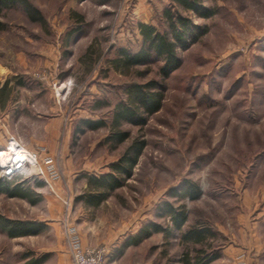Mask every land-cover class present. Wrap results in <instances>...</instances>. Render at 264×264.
Returning a JSON list of instances; mask_svg holds the SVG:
<instances>
[{"label": "rangeland", "instance_id": "obj_1", "mask_svg": "<svg viewBox=\"0 0 264 264\" xmlns=\"http://www.w3.org/2000/svg\"><path fill=\"white\" fill-rule=\"evenodd\" d=\"M28 1L45 25L19 6H0V152L14 156L17 145L38 163L11 179L1 165L0 180L30 190L36 202L3 194L0 218L60 220L66 246L70 222L84 246L108 249L107 264H182L188 246L164 213L169 203L185 208L187 227L216 233L208 242L220 252L214 264H264V0H202L209 17L174 0ZM168 8L207 29L179 52L181 66L166 80L160 61L130 74L115 69L122 50L142 47L139 24L168 30ZM149 81L164 86L161 109L139 118L143 124L116 126L127 86ZM87 120L106 126L91 130ZM112 131L129 138L108 143ZM139 142L145 147L132 175L115 173L122 186L89 206L84 198L96 191L89 177L112 174ZM187 182L200 187L198 199L181 196ZM150 224L164 231L131 244ZM44 228L18 239L0 229L5 263L39 258L33 250L53 241L54 231ZM230 248L240 255L230 256Z\"/></svg>", "mask_w": 264, "mask_h": 264}, {"label": "trees", "instance_id": "obj_2", "mask_svg": "<svg viewBox=\"0 0 264 264\" xmlns=\"http://www.w3.org/2000/svg\"><path fill=\"white\" fill-rule=\"evenodd\" d=\"M84 1V0H82ZM175 4L184 11L195 12L199 17H209L213 12L203 7L202 0H174ZM0 6L6 8L21 7L34 23L45 25L46 19L40 11L28 0H0ZM165 18L168 30L161 32L151 24H139L143 45L137 52L122 50L120 59L113 63L114 68L124 74H130L133 67H144L155 62H162L160 68L163 80L170 78L182 64L180 51H187L201 37L206 34L207 29L196 26L192 19L184 17L181 13L166 9ZM164 86L156 81H149L145 84L130 83L126 88L127 102H121L116 107L115 125L121 122L143 124L140 119L143 115H152L158 112L163 103ZM87 128L97 130L106 126V122L87 120L84 122ZM129 134L121 131H112L106 141L116 146L128 140ZM145 143L139 142L132 147L123 157L120 163L111 166L112 174H105L102 177L90 176L89 180L95 185V193H89L84 199L86 203L93 207H98L108 198L110 191L117 190L122 186L118 176H131L132 169L139 163L140 156L144 150ZM119 174L116 176V174ZM42 186V184H41ZM181 196L189 200H196L201 196V190L193 182H187ZM108 191V192H107ZM6 194L12 198L26 199L30 204L36 201L32 199L30 190L23 186L14 185L10 180H0V197ZM164 213L171 217L175 230L183 232L182 243L188 246V251L182 256V264H214L220 260V252L209 251L211 244L208 243L215 239L216 233L210 227L192 225L187 227L189 215L183 206L174 208L172 204H165ZM187 227V229H186ZM44 225L37 222L11 221L0 218L1 231L8 234L11 238L26 237L39 234ZM162 228L156 224H150L143 228L139 236L131 239V244L140 241L139 237H149L153 233L162 232ZM207 246V248H205ZM208 247L210 249H208ZM26 264H44L45 257H33Z\"/></svg>", "mask_w": 264, "mask_h": 264}, {"label": "built area", "instance_id": "obj_3", "mask_svg": "<svg viewBox=\"0 0 264 264\" xmlns=\"http://www.w3.org/2000/svg\"><path fill=\"white\" fill-rule=\"evenodd\" d=\"M17 155L24 156L14 164L4 168L3 176L13 178L27 165L38 163L36 155L21 150ZM67 247H69L72 264H107L108 249L105 247L84 246L80 234L70 222H65Z\"/></svg>", "mask_w": 264, "mask_h": 264}, {"label": "crops", "instance_id": "obj_4", "mask_svg": "<svg viewBox=\"0 0 264 264\" xmlns=\"http://www.w3.org/2000/svg\"><path fill=\"white\" fill-rule=\"evenodd\" d=\"M2 88V87H0ZM2 129V128H1ZM0 129V132H1ZM1 145V144H0ZM40 224H43L46 227H50L51 230H53V241L48 244L47 246H43L38 249V251L33 250L36 255H39V257H45V263L44 264H72L71 261V254L69 247L66 246L64 242V237H62V233H60L61 230V222L57 219L48 220L47 223L45 221H37ZM45 228H43L42 231H44ZM40 235V234H38ZM23 238V237H18ZM14 238V239H18ZM228 254L232 257H238L240 255V252L236 250L228 249ZM6 253L0 252V264H6ZM20 262L19 264H26L27 259L23 258L21 255L19 256Z\"/></svg>", "mask_w": 264, "mask_h": 264}, {"label": "bare ground", "instance_id": "obj_5", "mask_svg": "<svg viewBox=\"0 0 264 264\" xmlns=\"http://www.w3.org/2000/svg\"><path fill=\"white\" fill-rule=\"evenodd\" d=\"M12 147H13V149H12L13 155L15 157L11 156V155H8V154H5L4 152L1 151L0 152V166L1 165L10 166L11 164H14L16 162V160H19L21 157H24V156L17 155L21 150H24V148H22L20 146H17V145H12ZM7 160L8 161L10 160L11 162L9 163Z\"/></svg>", "mask_w": 264, "mask_h": 264}]
</instances>
